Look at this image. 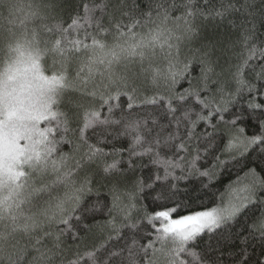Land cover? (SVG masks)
I'll use <instances>...</instances> for the list:
<instances>
[{
    "label": "snow or ice",
    "instance_id": "6c2138e0",
    "mask_svg": "<svg viewBox=\"0 0 264 264\" xmlns=\"http://www.w3.org/2000/svg\"><path fill=\"white\" fill-rule=\"evenodd\" d=\"M81 3L65 20L57 0H0V264H264V170L198 195L264 158V40L234 18L256 0ZM208 22L239 36L205 40Z\"/></svg>",
    "mask_w": 264,
    "mask_h": 264
},
{
    "label": "trees",
    "instance_id": "16d2710c",
    "mask_svg": "<svg viewBox=\"0 0 264 264\" xmlns=\"http://www.w3.org/2000/svg\"><path fill=\"white\" fill-rule=\"evenodd\" d=\"M256 3L258 5L257 9L255 10L254 17H246L237 15L234 17L238 24L241 22H246L248 20H252L256 36H257V43L259 41L264 40V13H262L259 5L260 0H256ZM57 4L59 5L58 11L60 14L64 17L65 20H67L71 15H75V13L78 10L82 11V3L81 0H57ZM218 6V5H217ZM249 27L252 25L249 24ZM239 36V29L232 30L227 26V24L220 25L219 23H212L208 22L202 29V38L205 40L208 39H222L225 42L229 40H236ZM242 51L241 46H237L232 52L226 53L223 58L221 59V67L224 69L228 68L229 63H236L237 57L234 55V53H239ZM254 63H259V60L254 61ZM219 70V69H218ZM251 78V77H249ZM186 86V83L185 85ZM235 111V109H234ZM247 126V132L248 134H252L254 131H256V124L253 119L249 118L242 122ZM210 130V129H209ZM198 131H204L203 127H200ZM217 149L214 150L212 155H208L206 159L202 160L201 163L205 166H210L213 163L214 155L220 154L219 149L222 147L219 141H217ZM117 147L120 146V142L118 141L116 144ZM123 146L127 147V141L125 140L123 142ZM106 147H111V145H108ZM63 151H68V145H63L62 148ZM262 160L264 158L259 157L256 153H252L248 157H245L243 159H240L239 161H231L228 163L226 167H223L218 170L215 178L213 181L209 184V187L206 189H200L199 181H193V185L195 189L199 190V198L200 201H203L204 205L207 207H211L214 204L217 203L218 198L221 196L226 197L228 194H231V190L233 189L237 176L242 175V173L248 168V167H255L258 171L264 170V163H262ZM142 174L147 178L152 172V169L149 167H145L142 170L138 171V174ZM205 183H207V180H205ZM183 194V192L181 193ZM149 205V210L154 211L155 208L152 207L151 200L145 201ZM197 204H199V201H197ZM165 205H157L156 208H163ZM193 207H196V205H193ZM179 214V213H178ZM147 227V226H146ZM150 230V229H148ZM147 242V241H145ZM92 241H87L85 244L81 245V248L85 247L87 244H91ZM253 247L255 248L257 254L261 251L260 247L256 244H253Z\"/></svg>",
    "mask_w": 264,
    "mask_h": 264
},
{
    "label": "rangeland",
    "instance_id": "374dc122",
    "mask_svg": "<svg viewBox=\"0 0 264 264\" xmlns=\"http://www.w3.org/2000/svg\"><path fill=\"white\" fill-rule=\"evenodd\" d=\"M232 194V193H231ZM229 197V194H228V196L226 197V200H227V198Z\"/></svg>",
    "mask_w": 264,
    "mask_h": 264
}]
</instances>
